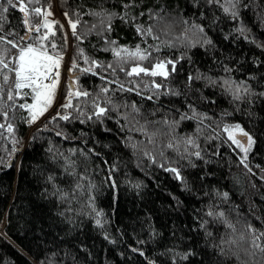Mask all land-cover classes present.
Returning <instances> with one entry per match:
<instances>
[{
	"label": "trees",
	"instance_id": "obj_1",
	"mask_svg": "<svg viewBox=\"0 0 264 264\" xmlns=\"http://www.w3.org/2000/svg\"><path fill=\"white\" fill-rule=\"evenodd\" d=\"M25 2L30 8L41 7L45 11L50 7L51 14L47 19L59 22L53 25L56 31L51 35L55 36L65 53L71 47L68 69L72 67L73 56L77 55V45L85 50L84 54L104 62L102 67L97 66L101 75L80 73L79 68L73 69V72L79 73V83L84 88L98 92L103 84L115 89L114 93L107 95L117 102L127 101L129 110L132 101L141 106V123L143 119L159 121V125H149L150 129L159 127L165 132L164 136L155 138L157 150L169 140L173 144L181 140L177 149L166 148L165 153L179 162L184 180L182 182L172 172L142 156L143 146L134 151L125 142V137H133L134 141H145L147 137L139 131L121 128L120 125L126 121L123 117L119 122L114 119L118 115L116 111L110 112L103 123L84 122L83 117L68 121L57 118L58 124L49 121L48 117L54 115L60 104L65 102L67 81L61 89L59 103L32 129V124L20 119L27 110H16V117L10 122L16 125L19 140L15 147L20 152L11 163L9 160L16 151L9 156L12 141L6 127L0 132V160L4 161L0 163V264H149L152 258L160 264H173L171 256L174 253L169 251L167 256L163 254L164 250L171 249L176 252L193 250V254L186 260L181 259L180 264H262L264 258L259 249L254 250V259L252 255L244 253V249L251 250L247 224L264 230V179H261L264 175V97L259 95L264 91V48L260 46L264 44V0H242L249 7L242 9L243 15L236 20L215 5H208L206 0H133L127 11L141 24L152 22L149 9L162 8L167 14L166 21H157L161 29L169 28V33H160L161 40L166 36L168 39H178L177 34L186 29L191 35L190 27L182 22L184 17L194 18L196 23L205 25V31L213 39V44L208 47L188 41L161 47L159 51L152 48L150 59L144 61V66H152L157 57L176 59L177 71L170 72V79L163 76L155 79L163 84L165 93L172 88L173 93L179 90L180 95L165 94L151 100L148 99L151 88H141L145 93L143 97L139 92L119 90L116 77L124 82L126 73L120 68H116L115 76L110 69L105 71L108 62L113 61V53L106 48L104 37L107 35L131 46L140 44L142 48H148L155 41L151 37L141 36L134 23L122 20L119 15L113 18L110 32H101L98 21L103 17L93 16L89 12V9L100 8L124 12L127 0ZM0 4H7V0H0ZM18 4L19 0H13V4L4 12V20L0 21L3 24L0 35L12 28L21 34L27 31L23 26L24 13L17 7ZM77 9L83 13L82 23L77 25L81 33L85 28L97 25V29L87 33L83 40L73 36L69 17L64 15L70 12L71 18L75 19ZM0 11L3 9L0 8ZM202 11L204 16L200 15ZM241 20L248 28L245 35L250 39L233 31V28L239 27ZM43 21V16L35 17L32 27L35 29L36 24L41 25L35 35H41L44 31ZM226 33L231 35L226 36ZM5 62L11 61L5 57ZM77 63L86 66L83 59H78ZM225 65L232 69L231 73L224 72ZM113 67L116 65L113 64ZM127 67L130 69L131 65ZM197 71L203 77L230 75L236 82L246 81L244 86L249 87L250 91L244 92L241 87L243 98H236L230 91L221 88L223 80L217 81L214 87L206 78L194 80L188 87V73L195 74ZM150 75L141 74L142 82L148 83ZM103 76L109 78L107 82ZM73 82L76 84L75 80ZM0 85L5 89L0 94V102L7 101V88L12 86V82L10 79L3 84V72H0ZM131 87H135V80ZM73 98L77 99L74 93ZM28 99L31 100L30 97ZM16 100L23 102V98L17 97ZM189 104H194L200 113H207V117L195 118ZM86 108L90 109L91 104H87ZM6 110L11 115L12 110ZM71 110L76 113L74 108ZM119 111L123 112L125 108L122 106ZM181 112H187L189 118L181 120ZM165 117L169 121L180 120L174 126V132L166 131L163 124ZM4 120L0 113V122ZM224 121L240 122L255 137L256 143L248 156L251 171L239 163L242 155L240 149L223 142L227 136L222 130ZM45 123L48 124L47 129L41 128ZM61 132L65 134L57 135ZM185 136L195 137V143L186 144L183 141ZM148 147L152 148V145ZM70 149L77 151L70 152ZM79 149H83V152ZM196 150L203 155L191 156V163L183 158ZM56 152L63 153V156L54 161L52 156ZM64 156L76 161L77 172L86 170L85 178L81 180L83 190L78 188L72 191L78 177L71 174V168L65 172ZM113 164L116 165L114 168ZM50 173L55 174V185L47 179ZM113 180L116 181L115 185L112 184ZM89 181L95 185L94 191L89 190ZM136 182H142L139 190L134 187ZM57 185L69 193L67 198H59L55 191ZM217 191H227L229 197L225 200L217 196ZM73 196L75 199H72ZM89 196H94L97 209L104 210L105 228L115 237V243L109 242L93 222L94 215L89 214ZM217 201L220 203L217 204ZM210 204L223 209L234 227H229L222 219L210 217ZM202 221H207L205 228L199 227ZM153 230L155 236L152 235ZM241 233L245 234L244 239H241ZM150 236L152 239H149ZM138 239L144 243L137 245ZM129 244L143 247L146 256L133 252ZM236 251L241 252L239 259L234 255Z\"/></svg>",
	"mask_w": 264,
	"mask_h": 264
},
{
	"label": "snow or ice",
	"instance_id": "obj_2",
	"mask_svg": "<svg viewBox=\"0 0 264 264\" xmlns=\"http://www.w3.org/2000/svg\"><path fill=\"white\" fill-rule=\"evenodd\" d=\"M32 2L38 3V0H32ZM194 2H198V0H194ZM206 2L208 5H215L220 8L233 20H236L243 15L242 9L249 7V5L244 4L242 0H206ZM131 3H133V0H127V2L124 3L126 11L120 13L109 11L104 8L89 9V12H91L93 16L103 17V19L98 21L99 31L101 32H110L112 30L111 22L113 18L119 15L122 20L134 23L136 31L139 32L141 36L151 37L155 41V43L149 45L148 48H142L140 44H136L134 46L122 44L119 43L118 40L105 35L104 38L107 41L106 48L113 53V61L108 62V66L105 71L110 69L112 74L115 76L116 68H120L126 73V79L124 82H120L119 77H116V83L118 84L120 91L131 90L133 92H139V94L143 97L145 93L141 91V88H151L152 92L148 95V99L150 100L158 99L161 95L165 94L180 95L179 90H176L175 93H173L172 88H169L165 93L163 84L155 79L157 76H163L166 79H170V72L177 71V60L168 57L163 59L157 57L152 66L146 67L144 66V61H148L150 59V50L155 48L156 51H159L161 47H171L175 46L177 43L184 44L188 41H191V44H202L203 46L208 47L213 44L212 37L205 31V25L196 23L194 18L184 17L182 18V22L186 26L190 27L191 35H189V32L186 29L184 32L177 34L178 39H168L166 36L164 40H161V32L169 33L168 27L161 29L157 23V21H166L167 14L163 12V9H149L148 14L152 22L145 25L137 22V18L135 16H129L127 9H129ZM12 4L13 0H7V4H0V8L3 9V11H0V21L4 20V12H6L8 7ZM17 7L24 13L23 26L27 28V31L21 34V32L16 28H12L8 33L0 35V44L3 45L0 47V72H3V84H7L10 79L12 82V86L7 88L8 100L0 102V113H2L5 118L4 122H0V132H2L6 127L7 134L13 144L12 152L9 153V156L16 151L15 146L19 140V137L16 135V125L11 123L10 120L16 117L17 109H26V115L22 113L20 119L26 120L28 124H33L49 110V108L53 105L57 94L60 79L59 69L66 55L65 51L58 45L55 36L51 35L56 31L53 25H56L59 22L47 19V17L51 14L50 7L47 11L41 7L30 8L25 0H19ZM76 12L77 15L75 19L71 18L70 12H65L64 15L69 17V25L73 30V36H75L77 40H83L86 38L87 33L97 29V25H91L90 27L85 28L84 32L81 33L77 28V25L82 23L81 17L83 13H81L79 9H77ZM140 15H143V13ZM200 15L204 16L205 13L202 11L200 12ZM37 16L44 17V31L41 35H35V32L39 31L41 28L40 24H36L35 29L32 27L34 19ZM216 19H219V17ZM189 20H191L190 24ZM167 23L170 24L171 22ZM61 27H63V25H61ZM0 31H3V24H0ZM233 31L244 35L245 39H250V37L245 35L248 32V28L242 20L240 21L239 27L233 28ZM225 35L230 36L231 33H226ZM64 40L65 43H67V33L64 34ZM191 44H188V46H191ZM9 45L12 47L9 48ZM260 46L264 48V44H261ZM84 52L85 50L77 45V55L73 56L71 62L72 67L68 69L70 81L67 86L68 92L65 97V102L60 104L59 110H57L54 115L48 117L49 121L53 124H58L57 118H60L63 121H68L69 119H79L83 117L84 122L92 121L93 123H103L110 112L116 111L118 112V115L113 118L119 122L120 118L123 117L126 121V123H122L120 125L121 128H129L131 131H139L147 137L145 141H134L133 137H125V142L129 144L134 151L141 149L143 146L140 153L142 156L147 157L153 164L158 163L161 168H165L166 171L172 172L183 182L184 177L181 168L178 166L179 162L172 160L165 153L166 148L177 149L181 144V140H176L175 144L169 140L167 144H161V147L157 150V141L155 138L158 135L164 136L165 132L161 131L159 127L150 129L149 125H159V121H149L147 119H143V122L141 123V106L137 105L135 101H132L131 109L129 110L127 101L117 102L112 96L107 95L109 92L114 93L116 91L115 89L106 87L103 84L100 86L98 92H93L90 89L84 88L79 83V73L73 72V69L79 68L80 73L87 72L101 75V73L97 71V66L102 67L104 64V62L96 58L89 57L84 54ZM5 57H8L11 62L6 63ZM78 59H83L86 66L79 65L77 63ZM257 62L259 63L258 60ZM113 64H115L116 67H113ZM128 65H131L130 69L127 67ZM231 70L232 69L229 66H224L225 73H231ZM149 73L151 74L150 77H148L149 82L143 83L141 74ZM249 75L252 74L250 73ZM202 78H206L208 83L212 84L214 87L216 86L217 81L223 80L221 88L226 91H230L236 98H243V93L240 91L241 87H243L244 92L250 91L249 87L244 86L247 84L246 81L236 82L230 75L215 78L211 76L203 77L199 71L195 74L191 72L188 73L187 86L191 87L194 80ZM108 79L109 78L107 76H103V80L105 82H107ZM72 80L76 81L75 85L71 82ZM133 80H135V87H131ZM4 90L3 85H0V94H2ZM73 93L77 99L73 98ZM100 93H104L105 95L101 96ZM259 95L264 97V91L260 92ZM17 97L23 98V102L16 100ZM28 97L31 98L30 101ZM8 101H12V103H8ZM89 103L91 104L90 109L86 108V105ZM122 106L125 108V111L120 112L119 109ZM73 108L76 110V113L71 110ZM6 109L12 110L11 115ZM189 109L193 111L194 116L197 119L201 116L207 117L208 115L207 113H200L196 110L194 104H189ZM188 118L189 114L187 112L180 113L181 120ZM179 123L180 120L169 121L166 117L163 118V124L166 126V131L168 132H174V126ZM47 127V123L41 125V128L47 129ZM197 130H199V126ZM222 130L227 133L223 142L229 144V146L235 145L240 149L242 155H240L239 163H243L244 167L251 171L249 168L248 156L256 143V139L253 134L246 130V128L238 121L232 123L224 121ZM64 134L65 133L63 132L57 133V135ZM81 135H85L83 130H81ZM173 139H175V136H173ZM183 141L190 145L195 143V137L185 136L183 137ZM148 145H152V148H149ZM196 147L199 149L198 144ZM49 151L52 152V149L50 148ZM69 151L75 152L77 149H70ZM79 151L83 152V149H79ZM92 151L95 150L93 149ZM185 151H187V149H185ZM85 155L87 156V153H85ZM193 155L195 157H200L203 153L200 150H196L194 153H189L188 155L183 156V158L188 159L189 163H191V156ZM59 156H63V153L56 152V154L52 156V159L55 161ZM63 158L66 162L64 165L65 172H68L69 168H71V174L78 177L72 191L75 192L78 188L83 190L84 185L81 183V180L85 178L86 170L85 172H77L76 161L72 160L70 156H64ZM0 163H4V161L0 160ZM115 166V164L112 165L113 168ZM47 179L52 181L54 185L56 184L55 174L50 173ZM261 179H264V175L261 176ZM126 183H131V181H126ZM112 184L115 185L116 181L113 180ZM141 186L142 182H136L134 184V187H136L137 190H139ZM184 186L188 187L186 184ZM89 190H95V185L92 184L91 181H89ZM55 191L59 194V198H67L69 196V193L63 191L59 185L56 186ZM217 196L226 200L229 197V193L227 191H217ZM72 199H75V196H73ZM218 203H220V201H217V204ZM88 204L90 205L89 214L94 215L93 222L95 225L100 228L102 234L109 240V242L115 243V237H113L105 228L106 221L104 219V210L97 209L94 196H89ZM61 215L63 216L64 213H61ZM208 215L213 219H222L229 227H234V225L228 221L227 213L223 209H217L215 205H209ZM206 225L207 221H202L199 227L205 228ZM246 227L250 229L251 250L244 249V253L252 255L254 259V250L259 249L260 255L264 258V230L256 228L251 223L247 224ZM155 234V230H153L152 235L155 236ZM240 236L241 239L245 238L244 233H241ZM149 239H152V237L150 236ZM142 243L144 242L139 239L137 240V245ZM128 247L133 252L146 256V252L143 247L134 246L132 244H129ZM169 251L174 253L171 256L173 264H180L181 259L186 260L190 254H193L192 249H188L187 252H176L175 249L164 250L163 254L167 256ZM121 255H123V253H121ZM234 255H236L237 259H239L241 252L236 251L234 252ZM149 264H160V262L157 259L152 258L150 259ZM244 264H247V262H244ZM262 264H264V260H262Z\"/></svg>",
	"mask_w": 264,
	"mask_h": 264
},
{
	"label": "rangeland",
	"instance_id": "obj_3",
	"mask_svg": "<svg viewBox=\"0 0 264 264\" xmlns=\"http://www.w3.org/2000/svg\"><path fill=\"white\" fill-rule=\"evenodd\" d=\"M52 13H53L52 15L54 16V12H52ZM57 13H58L57 14L58 17H61L60 16V12H57ZM70 52H71V47L69 46L68 51L66 52V55H65V57H64V59L62 61L61 67L59 69V71H60V79H59V83H58L57 94H56V97H55L53 105L49 108V110L46 113H44L43 116L40 117V119H38L35 123L32 124L31 129L33 127L37 126L47 115H49L50 112L53 111L54 107L59 103L61 89H63V86L65 85L64 83H67V81L68 82L70 81V75L68 74V70L66 71V69H65L66 67L68 69ZM66 59H67V61H66ZM64 65H65V67H63ZM71 82L74 84L73 80Z\"/></svg>",
	"mask_w": 264,
	"mask_h": 264
},
{
	"label": "water",
	"instance_id": "obj_4",
	"mask_svg": "<svg viewBox=\"0 0 264 264\" xmlns=\"http://www.w3.org/2000/svg\"><path fill=\"white\" fill-rule=\"evenodd\" d=\"M68 74H69V71H68ZM19 152H20V151H16V152L12 155L11 159L9 160L10 163L13 162V160L15 159V157L17 156V154H18Z\"/></svg>",
	"mask_w": 264,
	"mask_h": 264
},
{
	"label": "bare ground",
	"instance_id": "obj_5",
	"mask_svg": "<svg viewBox=\"0 0 264 264\" xmlns=\"http://www.w3.org/2000/svg\"><path fill=\"white\" fill-rule=\"evenodd\" d=\"M63 67H65V65H64ZM65 69H66V71H67V67H66Z\"/></svg>",
	"mask_w": 264,
	"mask_h": 264
},
{
	"label": "built area",
	"instance_id": "obj_6",
	"mask_svg": "<svg viewBox=\"0 0 264 264\" xmlns=\"http://www.w3.org/2000/svg\"><path fill=\"white\" fill-rule=\"evenodd\" d=\"M66 61H67V59H66ZM66 63V62H65Z\"/></svg>",
	"mask_w": 264,
	"mask_h": 264
}]
</instances>
